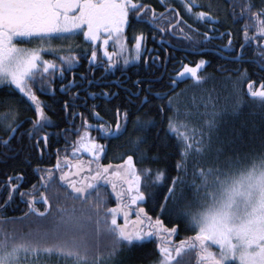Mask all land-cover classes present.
<instances>
[{"label":"snow or ice","instance_id":"1","mask_svg":"<svg viewBox=\"0 0 264 264\" xmlns=\"http://www.w3.org/2000/svg\"><path fill=\"white\" fill-rule=\"evenodd\" d=\"M159 2L162 12L143 0H0V165L13 172L0 170V264H144L152 241V264H264V135L246 142L213 103L219 84L233 111L245 95L264 108V0H180L187 18ZM138 24L158 47L144 30L129 44ZM55 41L68 44L58 63L44 58L63 51ZM170 41L215 50L219 78L208 59L177 63ZM72 136V155L88 160L69 161ZM54 137L65 155L42 167ZM110 147L121 163H101ZM181 230L194 235L174 241Z\"/></svg>","mask_w":264,"mask_h":264},{"label":"flooded vegetation","instance_id":"2","mask_svg":"<svg viewBox=\"0 0 264 264\" xmlns=\"http://www.w3.org/2000/svg\"><path fill=\"white\" fill-rule=\"evenodd\" d=\"M143 2L151 4L152 7H154L157 12H162V11L165 10L164 6L159 2V0H143ZM171 7L174 8L177 12H180L182 16H185L187 18V14L184 12L183 5L180 3V0H174V2L171 4ZM201 10H207V9H202V8L194 9V11H201ZM189 23H192L191 19H189ZM241 23H243V21H241ZM193 26L195 27L196 25L193 24ZM203 27H206V25L203 26ZM203 27L201 28V31H203ZM237 27H239V26H237ZM141 30L146 31L147 34H148V37H149L148 47L149 48L158 47L157 42L153 41L151 39V30H149L148 26L144 25V24H138V25L135 26L134 29H132V28L126 29V36H127L128 41H129V44L131 45V43L134 42L133 39H132V37L134 35V32L136 34H138L139 31H141ZM224 30H225L224 28H221V31H224ZM157 40H159V36L157 37ZM82 41H83V36L81 34V36L77 37L76 40L71 42V43L73 44V46L76 45V44H79L80 47H79V49H77V51H83V49H84V47L86 45H84L82 43ZM224 42L225 43L227 42L226 38H225ZM214 43L219 44L220 41H214ZM27 46L34 47L35 45L34 44H29ZM54 46L57 47V48H62L63 51H58V52H54V53H45L44 54V58L45 59H49V60H54V61H56L58 63L59 62L58 57L60 55L67 54L68 44L65 43V42H61V41H55ZM88 47L90 48V46H88ZM168 47H169V51L170 52L172 51L173 48H175L177 50V51L173 52V55L175 56L177 63L181 59H183V61L185 63H190V64H192L194 66V62L198 61L199 59H201V58L208 59L210 61V66L206 67L205 71L206 70L215 71L216 65L224 62L223 59L217 54V52L215 50H213L212 48H208L207 49V53H208L207 56L201 57V56L196 55V54H189L191 52L190 48H185L183 45L175 43L174 41H170ZM236 48L237 49L239 48V40H238V42L236 44ZM109 50L111 51V47L109 48ZM160 55L161 56L164 55L162 49L160 51ZM225 55H227V53H225ZM86 67H87V63L85 61L84 65L77 69V76L79 75V73L85 71ZM168 67L171 70L173 68V64L171 62H169ZM244 67H248V65L245 64ZM95 74H96V76H100V72L99 71H97ZM71 75H72L71 73L68 74L69 78H71ZM117 75H119V73H117ZM189 83H190V81H185V82L181 83L179 88L177 89V91H180V89L185 88L186 85L189 84ZM57 87H58V85H57ZM244 89H245V93H246V84L244 86ZM100 90L101 89H94V91H100ZM37 95H38V97H39V99L41 101L46 102V103H50L51 102L48 96L43 95V94H41L39 92L37 93ZM249 98H251V97H249ZM89 103L91 104V103H93V101H89ZM81 111H82V109H81ZM49 114L51 115V113H49ZM101 114L103 115V109L101 110ZM24 115L33 116L34 115V110L28 111L26 113L22 112L21 118H23ZM53 119H56V117H53ZM105 119L108 120L110 123H112L113 126H114V116H112V117L106 116ZM90 122L95 123V121H90ZM79 123H80V121H79V119H77V124H79ZM65 126L66 125H61V127H65ZM25 127H27V125H25ZM51 131H57V130L56 129H51ZM92 135L96 136L97 133L95 131H93ZM75 139H76V137L72 136L67 142L68 143L67 155H68L69 161L72 162V163H75L77 161V159L85 160V161L88 160L89 156L86 153H84V154L78 153L77 156H75V157L72 155L71 145H72V141H74ZM53 140H54V142L52 144V147L47 150V154L44 157L43 163L41 165L42 167H46L47 168V167H52V166L55 165V163H56V153H57L58 149H59V154H60L61 157H63L65 155V151H64V149H65V140H64V138L63 137H58V138L54 137ZM99 142L100 143H104L105 141L104 140H100ZM119 151H120L119 149H116L114 147H110L107 157L106 158H102L101 163L105 164V165L110 164V163L111 164H119V163H121V160L116 158L117 153ZM138 166L139 167H143L141 165H138ZM0 170L6 171L5 168L2 165H0ZM29 173H30V175H29V178H28V183L25 185V188H29L32 183L36 182V179H37L36 176L31 175L30 169H29ZM10 174H13V172H11ZM6 179H7L6 176L0 175V180H6ZM113 199H114V202H115V198L114 197H113ZM0 202H2V201H0ZM24 207L25 206L23 204L20 205L21 209H23ZM150 208H151V205H149V207L146 210H148ZM41 210H43V209L41 208ZM6 213H7V211H6ZM6 213H5V215H7V216H20L22 214V212L20 210L13 211L11 208L9 209V213H7V214ZM132 218L134 219L135 217H132ZM118 221L121 222V223L124 222L122 217L118 218Z\"/></svg>","mask_w":264,"mask_h":264},{"label":"trees","instance_id":"3","mask_svg":"<svg viewBox=\"0 0 264 264\" xmlns=\"http://www.w3.org/2000/svg\"><path fill=\"white\" fill-rule=\"evenodd\" d=\"M206 73L219 78V73L217 74V72L213 70H206ZM213 86L214 84L212 81H209L208 84L205 85V87L209 89L213 88ZM215 88L216 92L213 93V96L215 97L213 103L216 105V111H220L222 109L225 110L223 119L227 121L226 127L240 129L246 142L249 141L250 137L259 138L264 135V108H262L257 102H254L252 98H249L245 95V102L239 106L238 110L233 111L232 109L235 105V97L231 95L230 88L221 86L219 84H216ZM3 111H6V109L0 107V112ZM201 111H203V109H201ZM208 111L210 113L211 111H213V109L210 107ZM210 118V116L204 117V119ZM180 131L183 132L185 131V129L181 128ZM189 134H191L190 130ZM171 135L173 139H176L175 133H172ZM251 162L252 161L250 160L249 165L251 164ZM173 163H175V161H173ZM141 166L144 167V165ZM153 167L155 168L156 166ZM5 170L8 174L12 172V169L10 168H5ZM175 174L176 173L173 171L172 175ZM115 203L116 202H114V199L112 198L109 207H114ZM148 210L150 211V209ZM7 213H9V210H7ZM150 214L152 213L150 212ZM168 226L171 227L170 224ZM193 235L194 232L191 230H181L178 235L173 236V240L178 242ZM144 251L150 253L145 257L144 264H152V262L155 261L159 255L158 249L155 248V241L149 242L147 249H145Z\"/></svg>","mask_w":264,"mask_h":264}]
</instances>
